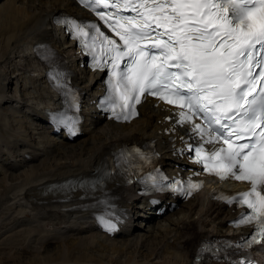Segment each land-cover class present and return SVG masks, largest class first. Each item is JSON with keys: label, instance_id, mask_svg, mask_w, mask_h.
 Instances as JSON below:
<instances>
[{"label": "snow or ice", "instance_id": "1", "mask_svg": "<svg viewBox=\"0 0 264 264\" xmlns=\"http://www.w3.org/2000/svg\"><path fill=\"white\" fill-rule=\"evenodd\" d=\"M79 3L95 12L114 31L113 23L105 17H116V24L123 21L121 30L115 31L123 44L100 31L95 23L64 21L66 30L93 56L92 67L108 69L110 73L102 105L107 106L115 119L124 122L139 115L136 105L145 94L174 105L178 109V122L189 124L200 138L195 156L206 152L214 160L211 168L204 160L195 162L202 163L205 170L214 172L221 180L231 178L251 185L249 191L224 197L226 202L247 204L252 210L235 222L236 226L255 224L254 232L242 244L229 246L250 249L264 243V0H79ZM101 6L111 11H97ZM125 11L134 15L121 14ZM88 37L91 43L85 39ZM144 41L152 43L145 45ZM105 42L110 47H104ZM98 43L99 56L95 51ZM59 76L56 74L54 78ZM194 118L203 120L206 127ZM54 119L72 135L77 134L74 117L58 113ZM205 144L212 147L205 149ZM133 151L150 161L139 149ZM104 175L110 172L106 170ZM165 179L149 174L144 183L156 190L165 186L173 191L182 190L179 182L163 185ZM187 183L185 195L202 186ZM114 215L106 210L97 217L109 232L117 227ZM203 252L219 255L211 247H205Z\"/></svg>", "mask_w": 264, "mask_h": 264}, {"label": "bare ground", "instance_id": "2", "mask_svg": "<svg viewBox=\"0 0 264 264\" xmlns=\"http://www.w3.org/2000/svg\"><path fill=\"white\" fill-rule=\"evenodd\" d=\"M39 1L41 0L0 2V145L10 151L7 157L0 154V228L4 229L13 223L23 228L35 227L36 230L30 235V242L43 248L37 251L36 256H43L42 252L45 251L51 259L41 263L32 260L26 264H107L89 255L90 250L96 249L97 240L94 236L104 240L100 241L101 244L109 242L113 246L107 251H112L116 258H111L108 264H120L119 258L125 255L132 258L121 264H193L196 254L190 255L181 247L183 236L172 227L174 224H192V232L182 241L190 246L201 245L215 238L233 237L232 231L221 226L229 212L213 203L205 205L201 198L192 200L183 206L182 211L164 218L156 227L150 228L149 236L153 242L145 243L146 246L137 247L138 251L133 252L126 249L137 243L126 233L110 240L88 225L85 219L89 212L72 216L74 214L68 209L83 205L84 200L81 201L80 198L84 196L80 192L62 195L51 190V187L69 177L93 178L92 171H100L104 157L114 153L115 149L157 138L156 132L161 129L158 121L163 113L145 104L141 107L140 118L130 125L117 126L105 120H97L98 128H85L87 137L71 148L73 154H69L71 149H68L64 151L66 156L49 159L48 163L42 162V154L36 145L40 118L46 108L58 107L59 100L47 87L45 67L36 61L33 54L37 55L42 52V47L51 45L58 53L71 57L58 43L57 34L49 21L61 10L79 15L82 13L68 0H48L44 4ZM30 71L40 74L34 77ZM72 73L74 83L84 89L87 98L90 93L99 89V75L93 77L91 74L88 81H84V77L79 76L74 68ZM8 76L13 79L7 78ZM25 154H29L33 162L26 163ZM7 172L11 176H7ZM108 190L120 197L119 203H132L133 210L137 204L142 203L139 197L130 196L128 189L122 186L113 184ZM65 198H70L71 202L60 203ZM58 230L75 235L67 237L58 233ZM170 238L175 239L174 245L162 244ZM3 240L10 241L6 236ZM59 243L61 244L58 245ZM46 245L54 249H47L44 247ZM103 251L105 252L104 249ZM254 254L258 258H264L262 250ZM101 255L102 258L106 256ZM74 257L77 259L74 260Z\"/></svg>", "mask_w": 264, "mask_h": 264}, {"label": "rangeland", "instance_id": "3", "mask_svg": "<svg viewBox=\"0 0 264 264\" xmlns=\"http://www.w3.org/2000/svg\"><path fill=\"white\" fill-rule=\"evenodd\" d=\"M6 241V240H5ZM7 242V241H6ZM8 243V242H7ZM3 246L5 247V248H7L6 246H5V244H3ZM11 247V246H10ZM95 247H96V249L94 250V249H92V250H90V252H89V255L90 256H95V259L97 258H99L100 259V261H102V263H109L110 262V259L111 258H116V256L110 251H107V250H105V252L103 251V248L101 247H99V245H95ZM52 249V248H51ZM97 250V251H96ZM93 251V252H92ZM133 252V251H132ZM121 253H123V251H121ZM42 254H43V256L41 255L40 257H37L36 255L37 254H35L33 257H31V258H26V259H20L21 258V255L22 254H18V253H16V251L13 249V251H11V250H9L8 248L7 249H5V251L4 252H2V251H0V264H26V262L27 263H30L32 260H34V261H36V262H49L51 259H50V257H49V254H46L45 253V251H43L42 252ZM101 254H105L106 256L104 257V258H102V255ZM135 255H137L136 253H135ZM144 255H145V253L142 255V258L144 257ZM11 258H10V257ZM97 256V257H96ZM127 256L128 255H125V256H121L119 259L121 260V263L123 262V261H126V260H128V258H132V257H128L127 258ZM137 257H139V256H137ZM127 258V259H126ZM14 259V260H13ZM74 260L75 259H77L76 257H74L73 258ZM135 259H137V258H135ZM109 260V261H108ZM114 262H115V259H114ZM117 262V261H116ZM120 263V264H121Z\"/></svg>", "mask_w": 264, "mask_h": 264}]
</instances>
